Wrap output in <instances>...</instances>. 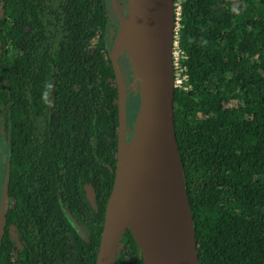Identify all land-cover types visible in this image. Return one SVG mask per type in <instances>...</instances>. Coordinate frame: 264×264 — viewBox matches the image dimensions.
Listing matches in <instances>:
<instances>
[{"label": "trees", "instance_id": "16d2710c", "mask_svg": "<svg viewBox=\"0 0 264 264\" xmlns=\"http://www.w3.org/2000/svg\"><path fill=\"white\" fill-rule=\"evenodd\" d=\"M174 3L175 135L198 262L264 264V0ZM0 10V264H96L119 126L112 0H0ZM116 63L132 132L139 92L128 58ZM116 264H143L130 231Z\"/></svg>", "mask_w": 264, "mask_h": 264}, {"label": "water", "instance_id": "95a60500", "mask_svg": "<svg viewBox=\"0 0 264 264\" xmlns=\"http://www.w3.org/2000/svg\"><path fill=\"white\" fill-rule=\"evenodd\" d=\"M126 11L129 12L131 30L135 31V43L141 46L143 52L141 80L147 94L144 102L146 132L140 153L128 154L129 139L135 132L143 103L140 100L137 121L130 132L125 110L126 86L116 63L118 56L113 55L112 49L110 58L119 91L116 169L105 210L96 264H116L119 245L127 231L132 234L143 264H157L149 244L141 239L136 229L128 224H120L121 218L134 210L135 202L145 206L152 204L150 202L154 200H171L180 206L188 236L190 259L193 264H199L175 135L176 4L174 0H127ZM118 24L120 28V21ZM130 166H135L136 169L131 171ZM8 184L9 179L6 178L0 199V234L4 233L6 227ZM147 185H157L156 191L142 190Z\"/></svg>", "mask_w": 264, "mask_h": 264}, {"label": "bare ground", "instance_id": "6f19581e", "mask_svg": "<svg viewBox=\"0 0 264 264\" xmlns=\"http://www.w3.org/2000/svg\"><path fill=\"white\" fill-rule=\"evenodd\" d=\"M128 15L129 12L124 11L118 16L120 28L113 46V55L124 54L132 65L131 70L135 78L140 81V87L137 90L143 103V111L138 118L135 132L130 137L127 147L128 154L137 155L144 146L143 138L146 132L144 102L147 94L141 80L143 52L141 46L135 43V31L131 30L132 24ZM129 168L131 171L136 169L135 166ZM156 186L147 185L142 190L152 191L153 189L156 191ZM150 194L152 193L150 192ZM138 203L135 202L134 210L121 218L120 224H128L136 229L141 239L149 244L157 264H193L190 259L188 236L180 206L171 200H154L150 202L152 204L145 206Z\"/></svg>", "mask_w": 264, "mask_h": 264}, {"label": "rangeland", "instance_id": "374dc122", "mask_svg": "<svg viewBox=\"0 0 264 264\" xmlns=\"http://www.w3.org/2000/svg\"><path fill=\"white\" fill-rule=\"evenodd\" d=\"M112 4H113V8H114V11H115V14L117 17L120 16L121 14H123L124 11H126L127 0H112ZM121 55H124V54H121ZM178 58H179V54H178L177 50L174 49V59L178 60ZM120 61L125 66L127 65L125 63L124 57H121ZM176 72L177 73L175 74V79H176L175 85H180L181 82L183 81V78H182V75H181V72L179 69ZM139 87H140V81L138 80V78H135L133 75V82L130 85V90L133 93H135V91ZM6 151H7L6 141L4 140V137L0 136V196H1V192H2L1 190L3 187V183H4V178H3L4 175L3 174H5L6 162L8 159V151H7V156H6Z\"/></svg>", "mask_w": 264, "mask_h": 264}, {"label": "built area", "instance_id": "2783aa9c", "mask_svg": "<svg viewBox=\"0 0 264 264\" xmlns=\"http://www.w3.org/2000/svg\"><path fill=\"white\" fill-rule=\"evenodd\" d=\"M178 15H179V10L177 9V10H176V18H177ZM176 18H175V20H176ZM176 31H177V28H176ZM176 46H177V43H176ZM176 46H175V47H176ZM174 60H175V59H174Z\"/></svg>", "mask_w": 264, "mask_h": 264}, {"label": "flooded vegetation", "instance_id": "af4514ba", "mask_svg": "<svg viewBox=\"0 0 264 264\" xmlns=\"http://www.w3.org/2000/svg\"><path fill=\"white\" fill-rule=\"evenodd\" d=\"M0 12H1V10H0ZM116 15V14H115ZM1 16V15H0ZM117 17V16H116ZM118 18V17H117ZM4 185V184H3ZM2 189H3V187H2ZM2 191V190H1ZM2 193V192H1ZM0 199H1V196H0Z\"/></svg>", "mask_w": 264, "mask_h": 264}]
</instances>
